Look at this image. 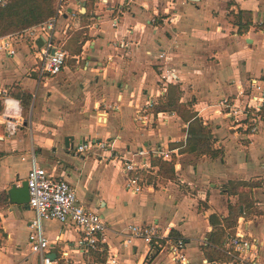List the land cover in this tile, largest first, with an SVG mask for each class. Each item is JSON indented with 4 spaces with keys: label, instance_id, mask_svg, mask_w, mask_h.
<instances>
[{
    "label": "crops",
    "instance_id": "crops-1",
    "mask_svg": "<svg viewBox=\"0 0 264 264\" xmlns=\"http://www.w3.org/2000/svg\"><path fill=\"white\" fill-rule=\"evenodd\" d=\"M62 10L57 38L80 29L87 38L57 75L39 76L29 37L17 40L13 55L0 51V87L22 90L0 95V264L40 262L27 241L32 212L7 194L25 180L32 150L51 176L66 179L78 200L105 218V241L119 264H180L166 249L139 239L122 245L129 224L150 222L172 225L184 239L182 264L223 263L209 261L205 245L213 226L223 225L228 205L241 202L246 188L233 193L229 183L258 182L248 192L256 211L239 214L235 230L258 242L253 263L264 264V118L251 134L235 128L217 106L222 97L235 96L239 81L264 82V0H63ZM238 11L250 13L241 34L234 24ZM169 70L174 75L165 79ZM172 85L209 128L217 154L186 149L187 124L176 112H166L172 113L167 122L134 120L148 97L158 103ZM25 109L30 123L10 129L6 114L22 119ZM86 140L92 147L75 153ZM156 147L177 149L176 180L162 184L158 178L140 192L126 190L122 163L109 155ZM44 230L58 251L69 254L67 263L56 264H84L72 226L47 220Z\"/></svg>",
    "mask_w": 264,
    "mask_h": 264
},
{
    "label": "built area",
    "instance_id": "built-area-1",
    "mask_svg": "<svg viewBox=\"0 0 264 264\" xmlns=\"http://www.w3.org/2000/svg\"><path fill=\"white\" fill-rule=\"evenodd\" d=\"M63 0H58L55 13L48 20L24 29L0 36V51L6 55L15 53V44L24 34L33 44L35 67L39 76L57 75L64 67L68 52L56 36V22L62 15ZM115 22V19H114ZM41 37V43L36 38ZM122 45V43H120ZM173 70L164 74V78H172ZM247 87L239 81L235 96L222 97L218 101V113L228 119L235 128H241L251 134L259 130L264 113V82L259 79L248 78ZM155 101L148 97L144 107L139 109L134 120L141 125L152 124L155 121L167 122L172 113L152 111ZM17 120H8L7 126L14 129ZM92 147L90 140L83 141L75 146V153H83ZM178 157L177 149L139 148L136 151L121 155L117 158L122 163L125 177L124 187L131 192H140L144 188L156 185L159 178V167L153 163L155 158L173 161ZM30 166L25 180L28 189L27 205L32 212L28 222V245L30 252L38 255L39 264H56L60 260L67 263L70 260L67 251H58L56 244L51 243L44 230V221L55 220L63 225L72 226L78 233L76 247L83 258L84 264H119L116 250L107 246L105 231L107 229L105 218L98 212L90 209L78 200L75 188L64 178L54 177L49 174L33 150L29 155ZM177 168V163H175ZM173 226H160L156 222L129 224L126 237L121 240L124 247L131 244L132 240L139 239L150 248L166 249L172 255L173 261L182 264L184 257L182 250L185 241L182 237L173 238ZM59 237H55L58 241ZM258 248V242L244 232L235 230L224 243L225 253L231 258L229 262L221 264H256L253 263V253ZM51 254L54 257H51Z\"/></svg>",
    "mask_w": 264,
    "mask_h": 264
},
{
    "label": "trees",
    "instance_id": "trees-1",
    "mask_svg": "<svg viewBox=\"0 0 264 264\" xmlns=\"http://www.w3.org/2000/svg\"><path fill=\"white\" fill-rule=\"evenodd\" d=\"M55 2L56 0H0V36L14 33L18 30L27 29L34 25H37L43 21L48 20L55 13ZM244 16V21H241ZM250 13L238 11L235 14L234 24L238 26V33H242L241 27L243 25L250 24ZM74 36H77L78 48L76 51L70 49V44L74 43L72 39L68 42L70 54H78L80 52L81 43L86 40L87 35L83 34V29L75 31ZM72 34V35H73ZM71 35V36H72ZM70 38V37H69ZM66 50V47H64ZM68 49V50H69ZM67 51V50H66ZM170 94L175 91L174 95H168L165 101L156 103L152 110L154 112H176L187 124V147L189 152L194 154H209L215 155L218 151L211 147L210 130L206 125H203L201 119L195 112L188 111L187 105L179 101L180 90L178 86L172 85L169 87ZM19 98L21 95H17ZM27 99V98H26ZM23 102L28 104V101L23 99ZM187 108V109H186ZM188 113V114H186ZM264 117V113H262ZM154 164L159 167V182L162 184L168 181L176 180V173L174 169L173 161H166L161 158H155ZM228 191L239 192L240 187H245L248 191L244 195H240L241 202L236 205H228L229 214L223 219V225L213 226L212 231L207 237L205 250L209 261H220L229 262L231 258L225 253L224 243L229 235L235 233L237 225V217L239 214L243 215L250 213L254 210L253 201L248 196V192L252 187L258 185V182H240V183H229ZM244 189L240 190L243 193ZM245 192V191H244ZM173 238H179L174 230H172ZM211 251L210 254L208 251ZM60 262V261H59ZM58 262V263H59ZM62 264V262L60 263Z\"/></svg>",
    "mask_w": 264,
    "mask_h": 264
},
{
    "label": "rangeland",
    "instance_id": "rangeland-1",
    "mask_svg": "<svg viewBox=\"0 0 264 264\" xmlns=\"http://www.w3.org/2000/svg\"><path fill=\"white\" fill-rule=\"evenodd\" d=\"M55 5H56V2H55ZM24 30V29H23ZM23 30H18V31H15V32H21V31H23ZM75 31H77V30H72L71 31V35L74 33H76ZM74 34L72 35V36H70V38H63V39H60L59 38V40H60V42L64 45V47H66V50H67V52L69 53V51H70V49L72 50V52L73 51H76V49L78 48V46L79 45H77V36H74ZM24 37H27L25 34L22 36V38H24ZM20 39V38H19ZM72 39V41H75V44L74 43H71L70 44V49L69 48H67L68 46H69V44H68V42L70 41ZM69 49V50H68ZM74 61V59H72L71 57H70V53H69V55H68V59H67V63H72ZM34 62H36L35 61V59H34ZM34 66H35V63H34ZM247 81H245V83H244V87L246 88L247 87ZM2 90L0 91V95H16V94H18V93H22V90H21V87L19 86V85H16V84H6V85H4V86H1L0 87ZM35 91V90H34ZM172 95H174L175 96V91H173L172 93H171ZM25 95V94H24ZM171 95V96H172ZM163 101H165V99L163 100V99H160L159 100V103L160 102H162L163 103ZM184 104H186L187 105V108L189 109L188 111H191V112H194V110H193V106H191V103L190 102H186V103H184ZM186 108V109H187ZM0 109H1V105H0ZM8 113V112H7ZM13 113H9V114H6V116L7 117H5V118H7L8 120H17L18 121V124H17V126H16V128H19V127H21V126H23V123L25 122L26 124H29L30 123V115L28 114V112H27V110L25 109V111H24V114H23V117H22V119H19L18 117H15V116H13L12 115ZM186 114H188V113H186ZM183 120V119H182ZM184 121V120H183ZM6 122V121H5ZM80 141V139H75L74 141H73V143L74 144H77L78 142ZM186 148H188L187 147V145H186ZM78 157H80V155H77ZM94 157V156H93ZM254 182V181H253ZM245 191V192H244ZM243 191V194L242 195H244V193L246 194V192L248 191V188H247V190L245 189ZM253 199V198H252ZM254 210H256V209H254Z\"/></svg>",
    "mask_w": 264,
    "mask_h": 264
},
{
    "label": "water",
    "instance_id": "water-1",
    "mask_svg": "<svg viewBox=\"0 0 264 264\" xmlns=\"http://www.w3.org/2000/svg\"><path fill=\"white\" fill-rule=\"evenodd\" d=\"M68 139H69L68 136L64 138V143L66 146H68ZM7 194L9 196V200L11 203H17V204L27 203L29 196H28L26 180H22L19 185H11L7 190ZM51 257L53 258L54 255L51 254Z\"/></svg>",
    "mask_w": 264,
    "mask_h": 264
}]
</instances>
